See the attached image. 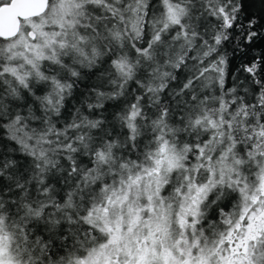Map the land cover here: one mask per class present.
<instances>
[{
    "label": "snow or ice",
    "instance_id": "snow-or-ice-1",
    "mask_svg": "<svg viewBox=\"0 0 264 264\" xmlns=\"http://www.w3.org/2000/svg\"><path fill=\"white\" fill-rule=\"evenodd\" d=\"M0 264H264V0H0Z\"/></svg>",
    "mask_w": 264,
    "mask_h": 264
}]
</instances>
